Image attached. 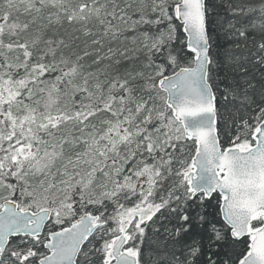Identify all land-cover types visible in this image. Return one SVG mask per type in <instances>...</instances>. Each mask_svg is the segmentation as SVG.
Segmentation results:
<instances>
[{
	"label": "snow or ice",
	"instance_id": "obj_1",
	"mask_svg": "<svg viewBox=\"0 0 264 264\" xmlns=\"http://www.w3.org/2000/svg\"><path fill=\"white\" fill-rule=\"evenodd\" d=\"M0 264H264V0H0Z\"/></svg>",
	"mask_w": 264,
	"mask_h": 264
}]
</instances>
